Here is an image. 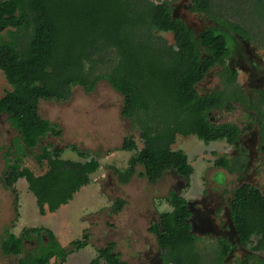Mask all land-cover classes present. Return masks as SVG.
I'll return each instance as SVG.
<instances>
[{
    "label": "trees",
    "instance_id": "16d2710c",
    "mask_svg": "<svg viewBox=\"0 0 264 264\" xmlns=\"http://www.w3.org/2000/svg\"><path fill=\"white\" fill-rule=\"evenodd\" d=\"M192 3L193 12L253 40L242 25L215 17L212 0ZM252 4L253 0H247L248 12L258 13V20L264 24V0H256L255 9ZM4 32L8 39H3ZM162 33L172 34L174 43H168L160 36ZM25 36L29 42L20 48L19 41ZM229 55L223 35L208 31L196 36L181 19L174 18L168 2L0 0V71L11 88L0 99V118L8 116L20 133L16 147L21 162L47 137L63 135L58 124L41 117L42 101L66 102L73 88L81 87L91 94L106 81L123 98L122 116L133 121L144 140V148L139 150L133 137L124 139L120 150L137 155L129 171L121 173V182L129 183L141 167V175L151 184L175 172L189 186L194 169L185 152L172 150L177 138L194 136L207 145L221 141L234 145L240 135L235 124L218 126L209 118L212 112L225 107L231 100L229 95L218 91L202 96L198 91V86L215 67L224 65ZM235 83L236 76H231L230 84ZM262 136L264 140V124ZM70 150L88 161L65 160V151L51 145L37 156L40 167L47 163L44 175L36 176L18 162H8L3 186L14 194L17 214L19 196L15 185L20 180L27 181L42 216L70 204L91 183V176L101 167L97 157L76 145ZM215 166L229 169L224 159ZM166 201L172 210L159 215L149 228L168 257L166 263L203 264L196 252L199 239L191 231L186 199L172 193ZM124 206L123 200L116 201L112 213H120ZM229 210L240 244H252L255 253L264 254L262 192L249 184L236 188ZM89 239L90 235L85 234L67 249L53 231L31 228L20 236L6 232L2 252L19 258L18 264H51L53 259L66 264L71 255L90 245ZM33 240H37L38 249L26 252L25 242ZM115 250V243L99 249L90 264H129ZM220 251L217 264H224L230 251L225 241ZM245 264H264V260L249 258Z\"/></svg>",
    "mask_w": 264,
    "mask_h": 264
},
{
    "label": "rangeland",
    "instance_id": "374dc122",
    "mask_svg": "<svg viewBox=\"0 0 264 264\" xmlns=\"http://www.w3.org/2000/svg\"><path fill=\"white\" fill-rule=\"evenodd\" d=\"M151 1L156 4L168 2L174 18L185 21L198 34L212 26L206 15L192 11V0ZM253 1L255 4L256 0ZM212 4L215 17L246 28L253 39L250 50L264 59V24L258 20V13L248 12L247 0H212ZM254 4L252 7L255 9ZM160 36L168 43H174L172 34L162 33ZM2 37L8 39V33L4 32ZM28 42V37H23L19 47H25ZM227 48L230 51L234 49L231 45H227ZM239 54L243 55V52L238 51L233 60L235 66L244 70H240L238 85L247 97L253 98L254 91L260 90L256 88L257 84L263 86L260 81L264 79V60L255 72L249 62L243 59H239L242 61L239 62ZM10 89L0 71V99ZM198 91L202 96L218 91L230 93L220 83L218 69L213 70L210 77L198 86ZM230 97L227 108L212 112L210 120L219 125L235 124L242 133L241 145L245 151L239 150L240 145H230L226 141L207 145L194 136H179L172 150H181L188 156L194 169L189 186L175 172H168L161 181L151 184L141 175V167L129 183L121 182V173L129 171L131 160L137 155L136 152L120 150L124 139L133 137L139 150L144 148V140L133 121L122 116L123 98L106 81L100 82L91 94L81 87L73 88L66 102L42 101L39 107L41 117L58 124L63 135L60 138L47 137L21 162L16 147L20 133L13 128L9 117L3 115L0 118V264H18L19 260L14 256H5L2 252L6 232L20 236L31 228L53 231L60 245L67 249L73 241L83 239L85 234L90 235V245L71 255L66 264H90L97 257L99 249L110 243L116 244L115 252L120 253L121 260L129 264H172L166 263V253L159 249L155 236L149 233L150 226L158 221L159 215L172 210L166 201L172 193L186 199L191 208L193 217L189 222L192 233L199 237L195 246L203 264H217L220 249L216 242L221 237L231 239L237 245V250L225 264H243L245 258L252 255L264 260V254L255 253L252 244L246 248L238 244L229 210L234 190L241 185L249 184L264 195V145L260 139L255 149L248 143V140L254 139L253 135H261L264 104L255 110L251 108L253 105L248 104L246 107L234 103ZM51 145L54 149L65 151L63 159L74 162L85 163L88 160L73 153L70 150L72 146L92 152L101 167L91 176V183L77 193L70 204L56 213L47 212L44 216L39 212L37 199L30 192L27 181L20 180L15 185L19 196L17 214L14 194L3 186L8 162H18L22 169H29L36 176L44 175L48 171L47 163L40 167L37 156L42 154L43 148ZM222 159L226 160L229 169L215 166ZM118 200H123L125 206L120 213L113 214L112 209ZM44 241L47 242L46 239ZM37 249V240L25 242L26 252ZM51 264L58 262L53 259Z\"/></svg>",
    "mask_w": 264,
    "mask_h": 264
},
{
    "label": "flooded vegetation",
    "instance_id": "af4514ba",
    "mask_svg": "<svg viewBox=\"0 0 264 264\" xmlns=\"http://www.w3.org/2000/svg\"><path fill=\"white\" fill-rule=\"evenodd\" d=\"M192 9H193V3H192ZM207 18H209V17H207ZM183 22L186 24L185 21H183ZM210 23L212 24V26L211 27H208L206 30H204L200 34L196 33L194 30H192L191 28H189V26L187 24L186 25L198 37L201 36V35H203L204 33L208 32V31H213L217 35H223L224 38H225V40H226V44L227 45H231V47H234V49L232 51L229 50L230 51V55H229V57L226 58L225 64L224 65H218L213 70H217L218 69L219 81H220V83L223 86H225V88H228L229 89V92H230L229 95L234 100V103L243 104L246 107H248V104H251V105H253V106H251V108H253L255 110H258L259 106L264 104V79L262 81H260V83L263 86H259L257 84L256 88L257 89H260V90L259 91H254L255 95L253 94L254 95V96H252L253 98L247 97L245 91L238 85V78H239V75H240V70H242V69H239L240 67L235 66V64H233V60H234V58L236 59V57H234V56H236L238 54V51H242L243 52V55L245 54L247 56L244 57L242 54H239L237 56V59L238 60L239 59H243L242 61L249 62V65H251L252 67H254L255 68V72H257L258 66H259L260 62L263 61L264 59L263 58L261 59V57L260 58L257 57L255 55V53H254V50H252V51L250 50V48H251V40L250 39H247L246 37H244V36H242L240 34H237V33L233 32V31H230V30L226 29L224 26L219 25V23L215 22L212 19H210ZM248 49L250 51H248ZM242 61L239 60V62H242ZM213 70L211 71V73L208 75L207 78L210 77V75L212 74ZM242 71H244V70H242ZM231 76L232 77L233 76H236V83L234 85L230 84V78H231ZM237 89H239V90H237ZM236 90H237V92H236ZM206 94H211V92L206 93ZM226 108H227V104L225 105L224 109H226ZM217 111H219V110H217ZM209 118H210V116H209ZM211 123L214 124V125H218L219 126V124H217L216 122L211 121ZM260 124H261L260 125L261 126L260 134L261 135L260 136H257V137H255L256 135H253L254 139L248 140V143H250V144L253 145V149L257 148V144H258L257 142H259V139H260V143H262V146L264 145V142H263L264 140L262 138L263 137L262 136L263 124L264 123L263 124L260 123ZM241 134L242 133L240 131V135L238 137V141H236L234 145H236V146H239L240 145L239 146V148H240L239 150L245 151L244 146L241 145V143H243V139H242ZM229 205H230V203H229ZM189 211H190V214H191V217H190V220H191V218L193 217V214H192V211H191L190 206H189ZM192 229L193 228H192V225H191V231H192ZM195 236L197 238H199L197 235H195ZM224 241L230 247L229 254H228L227 258H226V260H227L237 250L236 249L237 245H235V243L231 239H226L225 237H221V238H218V240L216 242V244L218 245V247H219L220 250L223 247V242ZM238 244H240V241L239 240H238ZM240 246L243 247V248H246L247 247V246H243L241 244H240ZM220 253H221V251H220ZM249 258L250 259H259L256 255L248 256V257L245 258L246 260H245V262L243 264H245L246 261H247V259H249ZM226 260L224 261V264H225Z\"/></svg>",
    "mask_w": 264,
    "mask_h": 264
},
{
    "label": "crops",
    "instance_id": "0c3cea01",
    "mask_svg": "<svg viewBox=\"0 0 264 264\" xmlns=\"http://www.w3.org/2000/svg\"><path fill=\"white\" fill-rule=\"evenodd\" d=\"M75 198V197H74Z\"/></svg>",
    "mask_w": 264,
    "mask_h": 264
}]
</instances>
